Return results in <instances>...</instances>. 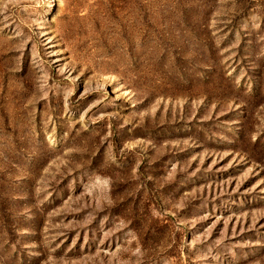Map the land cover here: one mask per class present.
<instances>
[{
  "label": "rangeland",
  "instance_id": "rangeland-1",
  "mask_svg": "<svg viewBox=\"0 0 264 264\" xmlns=\"http://www.w3.org/2000/svg\"><path fill=\"white\" fill-rule=\"evenodd\" d=\"M0 264H264V0H0Z\"/></svg>",
  "mask_w": 264,
  "mask_h": 264
}]
</instances>
